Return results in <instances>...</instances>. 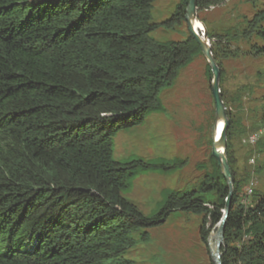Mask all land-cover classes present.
<instances>
[{
    "label": "trees",
    "instance_id": "16d2710c",
    "mask_svg": "<svg viewBox=\"0 0 264 264\" xmlns=\"http://www.w3.org/2000/svg\"><path fill=\"white\" fill-rule=\"evenodd\" d=\"M155 1L0 0V264H122L149 239L146 230L135 238L140 229L177 210L203 215L208 243L230 193L214 156L213 174L194 190H165L152 214L122 196L139 173L184 165L119 162L110 141L164 111L160 93L202 53L191 33L166 42L151 35L185 21L189 0L152 23ZM257 33L264 39L263 26ZM235 186L222 264H264V194L245 209Z\"/></svg>",
    "mask_w": 264,
    "mask_h": 264
},
{
    "label": "rangeland",
    "instance_id": "374dc122",
    "mask_svg": "<svg viewBox=\"0 0 264 264\" xmlns=\"http://www.w3.org/2000/svg\"><path fill=\"white\" fill-rule=\"evenodd\" d=\"M208 1L203 7L197 5V16L221 67L219 87L229 121L226 154L231 167L230 186L234 195L237 183L235 205L247 209L264 194V53L258 51L264 39L257 33L264 21H254L264 11V0ZM180 2L156 0L150 22L170 19ZM151 35L162 42L181 41L190 31L183 21L170 29L158 27ZM208 66L203 52L195 56L172 86L160 93L164 111L153 112L142 123L120 130L110 139L114 159L119 162L184 161L172 172H141L130 189L122 192L145 215L155 212L165 190H194L204 176L214 172L213 139L224 119L217 118L211 88L214 74L207 75ZM255 133L260 137L250 144L249 137ZM205 196L210 203L217 199L215 191ZM202 219V214L177 210L162 224L140 229L135 238L146 230L149 239L128 250L122 264H215L210 245L201 238ZM218 227L216 223L210 236Z\"/></svg>",
    "mask_w": 264,
    "mask_h": 264
},
{
    "label": "water",
    "instance_id": "95a60500",
    "mask_svg": "<svg viewBox=\"0 0 264 264\" xmlns=\"http://www.w3.org/2000/svg\"><path fill=\"white\" fill-rule=\"evenodd\" d=\"M187 12L185 16V21L188 24V29L193 37L196 39L198 45L202 49V52L208 59L210 68H212L214 77L212 81V90L214 96V102L216 107L217 118L224 119L223 128L218 137L216 134L213 140V151L212 156L217 160L218 166L220 167L225 179L228 181L229 186L231 185V167L229 166L227 159V131H228V117L226 113V107L224 106V102L222 99L221 89L219 87V80L221 77V68H219L216 59L213 54V49L209 46L208 43V33L205 29L204 25L200 28L201 35L193 24V20H198L197 16V0H189V4L187 6ZM217 131V130H216ZM233 196V188L230 186L229 196L226 198L223 216L221 220L218 222V229L215 235L209 236L208 244L210 245L212 251V257L215 264H222V248L225 246V228H226V220L228 218L229 212L231 210V199Z\"/></svg>",
    "mask_w": 264,
    "mask_h": 264
},
{
    "label": "bare ground",
    "instance_id": "6f19581e",
    "mask_svg": "<svg viewBox=\"0 0 264 264\" xmlns=\"http://www.w3.org/2000/svg\"><path fill=\"white\" fill-rule=\"evenodd\" d=\"M193 24L195 25L196 29H198V31H199V33L201 35V29L200 28L203 26V24L199 20H193ZM222 126H223V121L221 120L219 122V124H218V130L216 131V137L219 136V134H220V132H221V130L223 128Z\"/></svg>",
    "mask_w": 264,
    "mask_h": 264
},
{
    "label": "built area",
    "instance_id": "2783aa9c",
    "mask_svg": "<svg viewBox=\"0 0 264 264\" xmlns=\"http://www.w3.org/2000/svg\"><path fill=\"white\" fill-rule=\"evenodd\" d=\"M260 137V134L259 133H255V134H252L250 137H249V143L252 144V143H255Z\"/></svg>",
    "mask_w": 264,
    "mask_h": 264
}]
</instances>
